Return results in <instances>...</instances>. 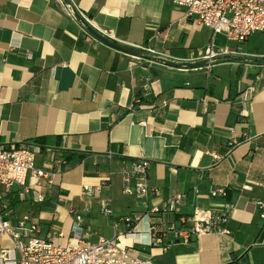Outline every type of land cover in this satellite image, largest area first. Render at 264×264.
Here are the masks:
<instances>
[{
	"label": "crops",
	"instance_id": "obj_1",
	"mask_svg": "<svg viewBox=\"0 0 264 264\" xmlns=\"http://www.w3.org/2000/svg\"><path fill=\"white\" fill-rule=\"evenodd\" d=\"M75 6L100 35L137 53L98 40ZM211 43L218 56L203 60ZM248 82L255 91L245 101ZM40 139L57 155L81 158L55 168L52 185L42 182L23 199L18 188L7 194L1 203L21 201L7 214L12 223L31 214L39 236L58 246L116 234L120 247L152 264H264L254 208L264 200V31L243 43L213 37L172 0H0V143ZM138 159L149 162L156 190L146 208L122 194L121 171ZM49 162L42 154L36 167ZM84 187L101 190L86 198ZM218 187L225 198L209 196ZM176 195L175 214L150 213ZM104 198L114 216L100 213ZM196 209L233 214L231 235L150 245V227L188 221ZM77 214L82 240L70 234ZM127 216L140 219L134 242L125 237Z\"/></svg>",
	"mask_w": 264,
	"mask_h": 264
},
{
	"label": "built area",
	"instance_id": "obj_2",
	"mask_svg": "<svg viewBox=\"0 0 264 264\" xmlns=\"http://www.w3.org/2000/svg\"><path fill=\"white\" fill-rule=\"evenodd\" d=\"M63 1L68 2V0H60L62 5ZM172 3L175 7L184 10L186 17L209 29L213 37L221 34L229 41L243 43L250 36L264 31V0H172ZM73 14L75 18L79 17L76 19L85 28L88 26L94 29L92 20L76 6ZM148 51L155 54L153 50ZM217 56L211 43L204 51L203 60L211 61ZM254 91L255 83L248 82L243 94L244 100H250ZM244 114L245 110L241 112V116L244 117ZM236 143V140H231L229 146H234ZM42 154L50 155L49 166L37 168V157ZM214 159L219 157L214 155ZM63 163L62 156L38 143H0V204L13 189L18 188L19 198L23 199L31 190L41 186L42 182L52 185L56 176L55 168ZM121 177L122 194L146 208L147 197L156 192L155 188L149 185V162L143 159L131 161L122 169ZM100 190L101 187H84L82 194L86 198H92L98 195ZM209 196L225 198L227 191L222 187L213 188ZM43 199V196L39 195L37 202L41 203ZM181 201L180 195L169 197L159 206L152 208L150 213L161 216L175 214ZM99 206L102 215L114 216L110 198L102 199ZM254 208L264 230V200H256ZM2 213L0 210V237L4 236L11 242V247L0 250V264H152L150 259L131 255L128 250L120 247L119 235L114 234L110 239L99 238L95 243L80 241L76 244L58 246L53 241L39 236L38 224L31 214H25L16 223H12L8 215L4 216ZM232 215L227 212L211 213L196 209L188 221L182 220L177 224H170L164 230L150 227L149 243L155 247L163 246V239L167 236L172 243L188 242L193 236L210 233L229 236L231 230L228 224L233 219ZM122 220L128 229L125 237L134 242L136 225L140 219L127 216ZM81 223V216L75 215L70 232L72 238L83 239L85 234ZM187 223H191L189 228L186 227ZM58 235L62 237L61 232Z\"/></svg>",
	"mask_w": 264,
	"mask_h": 264
},
{
	"label": "trees",
	"instance_id": "obj_3",
	"mask_svg": "<svg viewBox=\"0 0 264 264\" xmlns=\"http://www.w3.org/2000/svg\"><path fill=\"white\" fill-rule=\"evenodd\" d=\"M35 143L41 144L42 146L46 145L47 141L46 139H40L36 140ZM75 158L80 159L81 157L75 156L74 153H69L67 155L62 156V159L64 160L63 165L71 163ZM21 201L19 200L18 197L13 198V199H5V203H1L0 210L3 212V210H12L13 207L18 205ZM5 206V207H4Z\"/></svg>",
	"mask_w": 264,
	"mask_h": 264
},
{
	"label": "water",
	"instance_id": "obj_4",
	"mask_svg": "<svg viewBox=\"0 0 264 264\" xmlns=\"http://www.w3.org/2000/svg\"><path fill=\"white\" fill-rule=\"evenodd\" d=\"M77 19H79L78 16H76ZM87 30L93 34L98 40H100L102 43L114 48V49H117V50H120V51H128V52H131L132 54H136L137 51H134V50H131V49H128V48H125L119 44H116V43H113V42H110L109 40H107L105 37H103L102 35H100L97 31H95L94 29H92L91 27H86Z\"/></svg>",
	"mask_w": 264,
	"mask_h": 264
},
{
	"label": "rangeland",
	"instance_id": "obj_5",
	"mask_svg": "<svg viewBox=\"0 0 264 264\" xmlns=\"http://www.w3.org/2000/svg\"><path fill=\"white\" fill-rule=\"evenodd\" d=\"M0 206H1V204H0ZM23 206L22 205H19L18 206V211L21 213L22 211H23ZM4 216L6 215V214H9V216L11 217V216H13V213H12V210H9V211H7V210H3V213H2ZM3 238H5L4 236H3ZM6 240V239H5ZM8 247H11V242H9L8 240L7 241H3V243H1L0 242V248L1 249H7Z\"/></svg>",
	"mask_w": 264,
	"mask_h": 264
}]
</instances>
